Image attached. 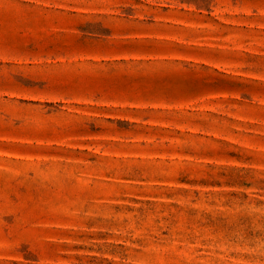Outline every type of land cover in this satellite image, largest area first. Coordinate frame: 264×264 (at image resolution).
<instances>
[{"label": "rangeland", "instance_id": "374dc122", "mask_svg": "<svg viewBox=\"0 0 264 264\" xmlns=\"http://www.w3.org/2000/svg\"><path fill=\"white\" fill-rule=\"evenodd\" d=\"M0 264H264V0H0Z\"/></svg>", "mask_w": 264, "mask_h": 264}]
</instances>
